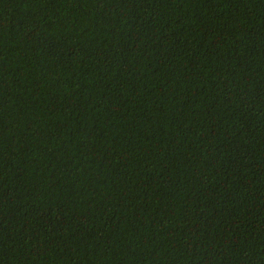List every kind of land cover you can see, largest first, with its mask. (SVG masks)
<instances>
[{
  "label": "trees",
  "instance_id": "16d2710c",
  "mask_svg": "<svg viewBox=\"0 0 264 264\" xmlns=\"http://www.w3.org/2000/svg\"><path fill=\"white\" fill-rule=\"evenodd\" d=\"M0 264H264V0H0Z\"/></svg>",
  "mask_w": 264,
  "mask_h": 264
}]
</instances>
